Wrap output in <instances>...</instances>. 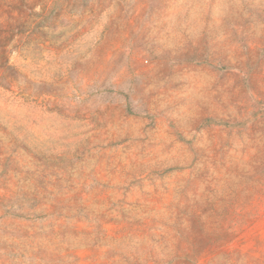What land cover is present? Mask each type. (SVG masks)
I'll return each mask as SVG.
<instances>
[{"label":"rangeland","instance_id":"obj_1","mask_svg":"<svg viewBox=\"0 0 264 264\" xmlns=\"http://www.w3.org/2000/svg\"><path fill=\"white\" fill-rule=\"evenodd\" d=\"M28 7L0 264H264V0H0V25Z\"/></svg>","mask_w":264,"mask_h":264},{"label":"trees","instance_id":"obj_2","mask_svg":"<svg viewBox=\"0 0 264 264\" xmlns=\"http://www.w3.org/2000/svg\"><path fill=\"white\" fill-rule=\"evenodd\" d=\"M20 13L21 14L19 18L15 17L16 21L14 23L12 21H9L5 27L0 25V79L6 77L8 72H10L12 69V65L10 64V60L8 57V54L11 53V50L8 48L10 43L13 40H15L16 37L21 33H24L29 30L30 33L34 32V30L31 29L27 30L26 26L31 27V25H34V24L28 25L27 20H29L30 17L35 16L37 12L33 10V7H28L27 11L21 10ZM23 18H28V19L23 21ZM176 259L177 258H172L168 263H171Z\"/></svg>","mask_w":264,"mask_h":264}]
</instances>
